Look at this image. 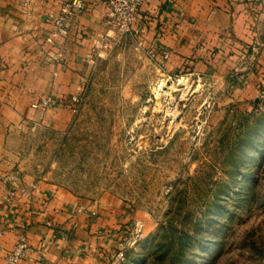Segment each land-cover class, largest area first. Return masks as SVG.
<instances>
[{"label":"rangeland","instance_id":"obj_1","mask_svg":"<svg viewBox=\"0 0 264 264\" xmlns=\"http://www.w3.org/2000/svg\"><path fill=\"white\" fill-rule=\"evenodd\" d=\"M162 68L106 27L71 122L27 131L30 159L104 214L125 211L108 264H264V110Z\"/></svg>","mask_w":264,"mask_h":264},{"label":"crops","instance_id":"obj_2","mask_svg":"<svg viewBox=\"0 0 264 264\" xmlns=\"http://www.w3.org/2000/svg\"><path fill=\"white\" fill-rule=\"evenodd\" d=\"M64 1L0 0V264L22 239L29 250L15 264H108L127 219L53 184L27 153V131L71 122L87 55L106 30L104 0H84L58 33ZM132 34L152 47L163 74L211 79L245 107L264 83V0H146ZM45 96L56 103L31 107Z\"/></svg>","mask_w":264,"mask_h":264},{"label":"built area","instance_id":"obj_3","mask_svg":"<svg viewBox=\"0 0 264 264\" xmlns=\"http://www.w3.org/2000/svg\"><path fill=\"white\" fill-rule=\"evenodd\" d=\"M146 0H104L106 7L105 16L103 18V24L108 30L116 28L122 32L132 34V24L135 20L136 13L139 7ZM84 0H65L60 8V13L54 18L53 23L58 33L64 34L67 31L66 21L77 13L81 12L85 8ZM51 41V38H47ZM91 51L87 55L89 60ZM167 54L162 53V58H165ZM256 109L264 110V86L261 87L256 95ZM56 103V99L50 96L40 97L31 101L30 105L37 109H46ZM29 250L28 245L25 241L19 240L12 248L11 252L7 256L8 264H15L27 251ZM122 256V251L118 253Z\"/></svg>","mask_w":264,"mask_h":264}]
</instances>
